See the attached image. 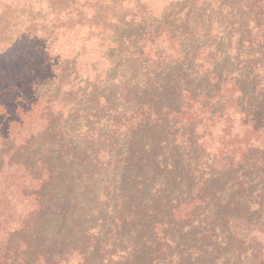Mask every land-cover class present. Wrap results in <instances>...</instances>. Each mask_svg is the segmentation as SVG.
I'll return each mask as SVG.
<instances>
[{
    "label": "trees",
    "instance_id": "1",
    "mask_svg": "<svg viewBox=\"0 0 264 264\" xmlns=\"http://www.w3.org/2000/svg\"><path fill=\"white\" fill-rule=\"evenodd\" d=\"M0 264H264V0H0Z\"/></svg>",
    "mask_w": 264,
    "mask_h": 264
}]
</instances>
